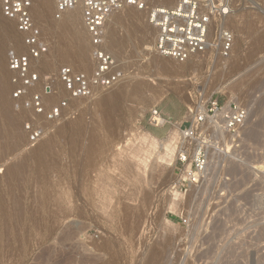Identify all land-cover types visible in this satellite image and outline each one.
Instances as JSON below:
<instances>
[{
	"label": "rangeland",
	"instance_id": "1",
	"mask_svg": "<svg viewBox=\"0 0 264 264\" xmlns=\"http://www.w3.org/2000/svg\"><path fill=\"white\" fill-rule=\"evenodd\" d=\"M179 1L151 0L150 7ZM47 2L42 20L31 13L49 53L37 65L40 84L29 95L50 85L46 114L66 102L54 121L36 117L30 96L22 103L12 98L6 55L24 48L13 22L0 15V76L18 124L10 128V115L0 114V264H264V0H231L229 14L208 25L212 46L184 62L155 53L146 13L117 12L119 64L125 77L142 83V93L116 96L113 87V96L100 99L109 89H93L78 100H69L58 73L67 67L91 75V48L68 14L53 19L55 1ZM135 18L143 35L132 32ZM220 27L233 36L227 56L220 51ZM215 102L221 110L243 109L245 122L230 131L209 114L192 129ZM153 111L168 121L164 127L150 125ZM174 124L196 139L183 141L187 164L195 147L208 156L197 188L178 194L170 191L183 167L177 159L169 166L152 158L141 172L131 154L139 147L135 134L165 140ZM34 129L41 135L31 141ZM48 137L50 150L33 158L31 151ZM21 160L17 172L8 171ZM172 198L177 212L169 209Z\"/></svg>",
	"mask_w": 264,
	"mask_h": 264
},
{
	"label": "built area",
	"instance_id": "2",
	"mask_svg": "<svg viewBox=\"0 0 264 264\" xmlns=\"http://www.w3.org/2000/svg\"><path fill=\"white\" fill-rule=\"evenodd\" d=\"M53 19L60 20L74 9L81 10V20L91 48L94 69L91 75L74 73L67 67L59 70L58 78L69 100L85 99L93 89H110L121 82L124 77L122 65L104 49L105 26L111 14L125 8L146 13L150 27L158 31L153 42V50L162 57H169L184 62L201 53L205 48L208 25L213 19H223L230 11L231 0H180L173 9L150 7V0H54ZM33 0H0V15L13 22L15 32L20 36L24 52L10 48L7 51V70L14 88L13 99L28 97L29 92L40 84V75L36 63L48 54L49 48L42 32L31 15ZM219 44L222 55L227 56L233 44V36L226 29L219 31ZM52 95L50 85H44L37 93L31 94L30 103L37 117L46 116L54 121L61 117L66 102L49 108L47 114L46 99ZM219 115L223 126L235 130L246 120V113L237 107L221 110L212 103L207 113L195 118V123L204 122L208 115ZM150 125L154 128L164 127L168 121L161 113L153 111ZM181 132V128H179ZM187 134V132H184ZM188 134H191L189 132ZM41 133L38 129L31 131L30 140L36 141ZM191 137V136H190ZM188 137L187 139H189ZM182 148V155L177 161L183 166L178 178L170 187L174 194L187 192L192 185H197L206 172L208 156L202 146L192 150L187 167V147Z\"/></svg>",
	"mask_w": 264,
	"mask_h": 264
},
{
	"label": "bare ground",
	"instance_id": "3",
	"mask_svg": "<svg viewBox=\"0 0 264 264\" xmlns=\"http://www.w3.org/2000/svg\"><path fill=\"white\" fill-rule=\"evenodd\" d=\"M38 1H39V3H38L39 6L36 5V8H33L34 5H35L34 4L32 6L31 13L34 16V18H36V20L38 19V21H39V20H42L44 18V12H45V9L47 8L48 2H47V0H38ZM33 2H34V0H33ZM175 6L176 5H171L168 9H173ZM156 7H166V6L161 4V5H158ZM125 9H132V8H125ZM138 13H141V12H138ZM67 14H68V22H70L73 25V30L74 31L76 30L77 32H80L82 34V36L84 37L85 42L89 46L88 38H87L86 32H85V30L83 28V25H82L81 10L79 8H77V9H74L73 11L68 12ZM116 14H117V12L110 15V17L108 18V22H107V24L105 26L104 49L109 54L112 55V57L114 58V60L117 63H119L118 54H119V51L123 47V40H122L121 37L119 38L118 30L116 28H114V26L112 25V17L114 15H116ZM56 21H59V20H56ZM215 21L216 20L210 21L209 25L212 28L215 26V24H214ZM58 25L61 26L62 24L61 25L58 24ZM132 26H133L132 32L134 34H136V33L137 34L140 33L141 35L144 34V31H142V28H140V25L138 24V18H135L134 25H132ZM220 28L222 29V27H220ZM5 30H4L5 34L8 35L9 28H5ZM153 31H154L153 34H155V38L154 39H156V37L158 35V31L155 30V29H153ZM77 32H76V34H78ZM211 38H212L211 35L210 36L206 35V40H205L206 47L210 48L212 46V45L211 46L209 45V44H211V40H210ZM48 53H49V51H48ZM86 54L87 53L84 52V51L81 52V56L79 58L81 63H83L84 65L87 64V61H88V58H87ZM45 57L46 56H44L43 58H45ZM2 58H3V52L0 51V69L2 67ZM39 61L36 63V67H37ZM113 87H114V89L118 90L119 94L116 95V96L126 95L128 93L129 94H134V95H140V93H142V88H141L142 87V83L136 81L135 79H132V78L130 79L129 77L128 78L124 77V79L121 82H119L117 85H115ZM110 89L108 91L105 90L106 92H103L102 96L99 95L100 99L106 97L107 95L111 96L113 93H111L112 91ZM113 91H115V90H113ZM93 93L97 94L96 92H93ZM29 96L30 95H28V97ZM49 98H51V97H47L46 103H47V100ZM18 100H20V99H18ZM20 103H22L21 100H20ZM10 105H11L10 101L8 100L7 83L4 80V77L2 75V76H0V109H1L0 110V114L4 115L6 117V119L10 115L9 121L7 120L8 121V125L10 126V128L16 130L17 127H18V124H17V120H15V122H14L13 119H15V118L13 116H17V115L11 116V114L14 113V112L10 109V107H11ZM14 106H17V109H19L18 111H21V110L23 111V107H24L23 105H17L16 104ZM10 111H12L11 114H9ZM26 111H29L28 108H27ZM15 114H16V112H15ZM20 114H22V112ZM11 117L13 119H11ZM209 120H211V118ZM45 125L50 127V123L49 122L45 123ZM197 125H199V124H196L195 120H193L192 129L194 127H196ZM188 137H190L189 141L191 143L192 142H196V139L193 137V133H191V134L187 133L186 134L184 132H181L180 129H179V125L178 124H174L173 125L172 129L170 130V132H169V134H168V136H167V138L165 140H160L158 137L152 135L151 133H144V134H137V135L135 134V137H134L133 141L138 142L137 144L139 145V147H137V146L134 147L133 146V148L131 150L132 158H134V160L136 161L134 163V165H135L134 167H136L137 171L141 170V172H144L147 169V167H148V162L152 158L155 159V161H159L157 163H165V164H168L169 166H173L175 160L178 158V155H180L182 153V151H183L182 148H181V147L185 146V143H183V141L187 140ZM42 141H43L42 143H40L38 146H36V148H34L31 151V156L33 158L37 159V160L42 159L43 156L50 150L49 147L51 146L52 138L48 137V138H46V139H44ZM159 149H161L163 151V154L159 153ZM180 156L183 157L182 155H180ZM24 163H25V160H21L18 163H13L12 165L9 166L8 171L9 172H17L24 165ZM187 166H188V164L185 165V167H187ZM144 174H142L141 176L139 174L138 176H140L142 178V176ZM142 180H143V178L141 179V181ZM141 181H140V183H142ZM197 185H192L190 190H195L197 188ZM174 197H175V195H174ZM172 199L169 202L170 203L169 209L172 210V211H176L177 212V210H176L177 209V205L179 206V204H177V200L178 199L176 201H175V199H173V200Z\"/></svg>",
	"mask_w": 264,
	"mask_h": 264
}]
</instances>
